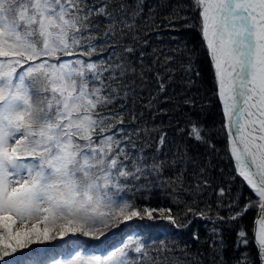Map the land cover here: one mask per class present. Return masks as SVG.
<instances>
[{
  "label": "snow or ice",
  "instance_id": "obj_1",
  "mask_svg": "<svg viewBox=\"0 0 264 264\" xmlns=\"http://www.w3.org/2000/svg\"><path fill=\"white\" fill-rule=\"evenodd\" d=\"M193 4L227 118L230 155L257 197L244 205L238 199L230 204L234 212L227 219H241L258 208L252 241L264 264V0ZM141 12L140 5L129 12L118 0H105L99 8L84 0H0V264H19L15 256L30 246L77 234L99 242L124 221L142 214L153 217L155 210H138L121 195L122 179L134 175L127 171L125 140L113 131L122 132L118 125L123 118L98 110L119 95L127 65L63 58L77 49L93 56L98 39L93 33L99 27L92 23L94 17L107 21V43L108 37L134 30ZM124 51L134 49L126 46ZM105 73L115 86L105 84ZM157 82L163 92L159 74ZM190 124L189 138L205 142L198 122ZM160 216L176 228L187 226L177 223L171 209L167 214L161 209ZM248 243V231L241 227L237 244ZM161 244V251L168 252ZM148 255L137 235L102 251L77 245L49 264H144Z\"/></svg>",
  "mask_w": 264,
  "mask_h": 264
},
{
  "label": "trees",
  "instance_id": "obj_2",
  "mask_svg": "<svg viewBox=\"0 0 264 264\" xmlns=\"http://www.w3.org/2000/svg\"><path fill=\"white\" fill-rule=\"evenodd\" d=\"M84 2L99 8L105 0ZM118 2L129 12L138 5L142 7L135 19V29L126 30L123 37H108L105 43L107 21L103 16H96L92 23L99 27L93 33L98 37L93 56L81 54L87 49H77L74 55L63 58L127 65L119 95L107 108L98 110L123 118V124L118 125L122 132L113 131L118 139L125 140L129 155L127 171L134 175L122 179L121 195L138 210H155L153 217L149 219L142 214L143 218L124 221L115 234L99 242L77 234L55 245L50 242L30 246L15 256L24 254V261L16 260L19 264L25 261L49 264L51 260H62L77 245L102 251L126 241L128 236L138 235L149 253L144 264H239L243 259H247L248 264H260L252 241L258 208L248 211L241 219H227L234 212L230 204L238 199L240 205H244L249 200L256 201L257 197L238 175L230 155L227 120L202 37L197 7L193 0ZM126 46L134 51L125 53ZM157 74L165 84L163 92L159 89ZM108 76L105 73L103 77L105 84L115 86L116 81H110ZM94 86L100 84L97 82ZM92 87L89 84V89ZM192 121L203 129L205 142L189 138ZM153 164L161 166L157 170L151 167ZM137 166L143 171L136 172ZM161 209L166 214L171 209L177 223L187 226L176 228L160 216ZM241 227L249 234L246 247L237 244ZM162 241L168 252L161 251Z\"/></svg>",
  "mask_w": 264,
  "mask_h": 264
},
{
  "label": "rangeland",
  "instance_id": "obj_3",
  "mask_svg": "<svg viewBox=\"0 0 264 264\" xmlns=\"http://www.w3.org/2000/svg\"><path fill=\"white\" fill-rule=\"evenodd\" d=\"M221 103H223V102L221 101ZM226 120H227V118H226ZM156 219H157V218H154V220H156ZM125 222H127V221H125ZM118 227H119V226H117V227H113V228L111 229V232H110V233L106 232L105 237H101L100 241H102V240H106V239L110 238L113 234L116 233V231H117L116 229H118ZM84 238L89 239V240H91V241H93V242H97V241L93 240V238H91V237H84ZM51 243H52L51 245H55L57 242H51ZM44 248H45V247H44ZM39 249H43V248L39 247ZM21 257H22V258H21ZM15 259H18V260L24 261V260H23V259H24V254L15 257ZM22 264H27V262L25 261V263H22Z\"/></svg>",
  "mask_w": 264,
  "mask_h": 264
}]
</instances>
